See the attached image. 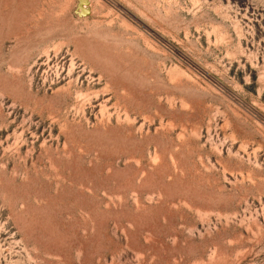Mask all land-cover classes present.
Wrapping results in <instances>:
<instances>
[{
    "label": "rangeland",
    "instance_id": "rangeland-1",
    "mask_svg": "<svg viewBox=\"0 0 264 264\" xmlns=\"http://www.w3.org/2000/svg\"><path fill=\"white\" fill-rule=\"evenodd\" d=\"M0 0V264H264V0Z\"/></svg>",
    "mask_w": 264,
    "mask_h": 264
},
{
    "label": "water",
    "instance_id": "water-1",
    "mask_svg": "<svg viewBox=\"0 0 264 264\" xmlns=\"http://www.w3.org/2000/svg\"><path fill=\"white\" fill-rule=\"evenodd\" d=\"M74 14L79 19L89 18L91 14L89 0H77V5Z\"/></svg>",
    "mask_w": 264,
    "mask_h": 264
},
{
    "label": "bare ground",
    "instance_id": "bare-ground-1",
    "mask_svg": "<svg viewBox=\"0 0 264 264\" xmlns=\"http://www.w3.org/2000/svg\"><path fill=\"white\" fill-rule=\"evenodd\" d=\"M90 1V0H89Z\"/></svg>",
    "mask_w": 264,
    "mask_h": 264
}]
</instances>
